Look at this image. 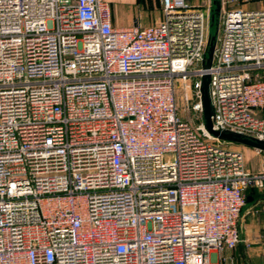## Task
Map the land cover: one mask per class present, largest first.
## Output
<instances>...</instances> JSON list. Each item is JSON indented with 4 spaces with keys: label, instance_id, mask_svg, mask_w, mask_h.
I'll list each match as a JSON object with an SVG mask.
<instances>
[{
    "label": "built area",
    "instance_id": "obj_1",
    "mask_svg": "<svg viewBox=\"0 0 264 264\" xmlns=\"http://www.w3.org/2000/svg\"><path fill=\"white\" fill-rule=\"evenodd\" d=\"M159 3L117 27L104 0H0V264H219L240 242L264 169L176 92L203 114L208 75L211 129L264 141V0L219 1L208 66L213 5Z\"/></svg>",
    "mask_w": 264,
    "mask_h": 264
},
{
    "label": "rangeland",
    "instance_id": "obj_2",
    "mask_svg": "<svg viewBox=\"0 0 264 264\" xmlns=\"http://www.w3.org/2000/svg\"><path fill=\"white\" fill-rule=\"evenodd\" d=\"M157 5L155 7L160 9L159 0H155ZM220 0H199L198 6L201 7V10L206 15L205 4L209 2L213 5V9L217 8ZM153 7V6H152ZM162 12V11H161ZM207 17V15H206ZM206 33L208 35V44L207 48L209 49L210 44H215L217 37V16L214 21L208 16ZM205 81V80H204ZM190 90L188 87H179L176 92V101L178 107V113L180 118L183 121L189 122L191 125H196L202 122L205 125V117L201 113H195L190 108ZM206 126V125H205ZM231 148L240 150L243 155V159L245 162V168L247 170L250 169L251 172H258L264 169V153L257 151L255 148L248 147L239 143L227 144ZM246 197H250V200H246V203L241 212V218L239 222V228H241V236L248 237L251 239L253 236V231L255 225L259 229L258 234L260 236V240L264 241V183L263 186L257 188H247L245 191ZM244 223L247 224V227L244 229ZM252 226V227H251ZM260 227V228H259ZM259 238V237H258ZM252 240L253 237H252Z\"/></svg>",
    "mask_w": 264,
    "mask_h": 264
},
{
    "label": "crops",
    "instance_id": "obj_3",
    "mask_svg": "<svg viewBox=\"0 0 264 264\" xmlns=\"http://www.w3.org/2000/svg\"><path fill=\"white\" fill-rule=\"evenodd\" d=\"M104 1L110 4L112 23L117 27L145 26L161 20L163 16L161 10L155 7L157 5L155 0ZM190 4L198 7L199 0H190ZM243 226L245 229L247 224L244 223ZM258 231L255 225L253 236L250 239L248 235L242 237L240 230V242L234 249L225 250L220 254L219 264H264V241L260 240Z\"/></svg>",
    "mask_w": 264,
    "mask_h": 264
},
{
    "label": "water",
    "instance_id": "obj_4",
    "mask_svg": "<svg viewBox=\"0 0 264 264\" xmlns=\"http://www.w3.org/2000/svg\"><path fill=\"white\" fill-rule=\"evenodd\" d=\"M217 11H218V6L216 8V12ZM212 49H213V44H210L209 49L207 51L206 66L210 64ZM208 81H209L208 75H203L202 85H201V99H202V104H203V111H204L206 127L212 132V134H214L215 136H218L221 139L243 144V145L264 151V141L258 140L250 136L213 131L211 129V121H210L211 106H210L209 97H208ZM247 200H250V197H247Z\"/></svg>",
    "mask_w": 264,
    "mask_h": 264
},
{
    "label": "trees",
    "instance_id": "obj_5",
    "mask_svg": "<svg viewBox=\"0 0 264 264\" xmlns=\"http://www.w3.org/2000/svg\"><path fill=\"white\" fill-rule=\"evenodd\" d=\"M216 13H217V12H216V8H214V9H213V12H212V15H213V17H214V18H213V21H214V19H215V17H216ZM207 51H208V48H207ZM203 115H204V113H203ZM247 197H248V196H247ZM247 197H246V200H247ZM250 197L252 198V196H250Z\"/></svg>",
    "mask_w": 264,
    "mask_h": 264
}]
</instances>
